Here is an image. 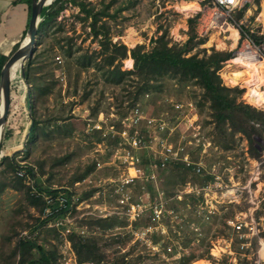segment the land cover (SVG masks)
<instances>
[{"label":"rangeland","instance_id":"obj_1","mask_svg":"<svg viewBox=\"0 0 264 264\" xmlns=\"http://www.w3.org/2000/svg\"><path fill=\"white\" fill-rule=\"evenodd\" d=\"M243 1L245 4L234 16L244 31L234 45L232 38L227 39L218 32L201 34L200 18L207 16L212 0L68 1L56 19L39 30L33 54L19 70L24 76V68L29 65L28 79L24 77L28 106L25 108L16 98L12 100L9 123L3 130L11 128L12 135L3 140L0 158L14 156L15 160L25 161L35 171L42 189L72 192L79 197L70 216L74 230L85 229L82 235L95 240L99 248L113 258L108 261L104 258L106 260L98 264L113 263L125 253H129L134 264H165L164 251L169 252V256L178 255V251L183 254L181 258H171L172 262L168 264H197L201 258L212 259L215 262L212 264H232L228 256L218 250L224 245L221 237L233 233L227 220L252 206L245 188L247 183L252 181L259 199L264 196V186L260 184V179H264V163L258 167L257 162L264 152L263 123L256 125L250 137L237 131L229 119L219 120L214 101L196 79L182 81L172 74H164L148 83L127 74L124 80L113 82L108 76L113 64L114 67L121 64L122 70H131L134 60L129 55L109 64L105 54L100 52L103 41L118 46L126 44L129 48L144 44L146 50H150L163 36L170 46L188 43L187 55L202 57L214 50L234 54L245 33L256 42L264 41V0ZM189 2L196 6L184 9L183 4ZM81 3L98 15L96 28L99 35L94 31L92 17H87ZM221 39L227 42L226 46L219 43ZM69 45L72 55L66 51ZM85 54L92 56V65L88 67L80 61ZM232 57L224 60L218 70L223 83L240 90L239 101L264 110V102L258 104L249 100V86L253 81L247 84L243 76L234 77L232 70L236 68L229 63ZM235 67L237 71L240 69ZM140 83L148 84L147 92L138 90ZM261 87L264 89V85ZM136 106L147 116L155 117L157 123L166 117L176 126L180 124L170 139L185 146L191 164L183 160L164 164L163 148L157 142L150 150H135L125 142L121 130ZM185 122L194 127H184ZM137 129L133 127L129 131ZM139 129L152 132L146 121L140 123ZM154 134L168 136L158 128ZM253 146L259 155L252 154ZM129 149L140 156L139 166L149 176V180L138 178L131 190L135 198L149 201L156 196L164 202V217L159 221L145 214L130 226V217L117 208L119 196L115 194L114 182L128 171L125 153ZM199 161L205 166L200 173L196 169ZM151 171H154V177ZM216 174L221 176L224 187L210 190L207 201L214 202L219 211L203 220L197 212L198 205L204 202L203 196L192 193L179 198L176 194L188 182L202 186L213 181ZM257 175L260 178L255 180ZM16 176L17 173L9 170L6 164L0 166V180L6 184L0 193V264L13 250H16L14 264H19V246L21 239H26L22 236L24 231L34 234L33 240L48 246L53 244L58 264H75L74 246L75 253L65 245L68 234L64 236L62 228L44 223L43 206L31 203L28 189L16 185ZM236 186L240 187L235 194L238 196H232ZM260 204L258 216L264 224V201ZM113 220H117L116 224L106 227V222ZM151 223L155 226L147 237L157 245L153 254L149 249L151 244L140 239L142 244L136 239V232L140 231L137 225ZM260 226L263 237L264 227ZM234 238V248L238 250L239 240ZM215 243L218 247L213 252L220 257L211 253ZM169 244L172 251L167 249ZM259 246L258 241L250 252L257 253ZM188 258L191 259L188 261ZM239 264H253V260L242 255Z\"/></svg>","mask_w":264,"mask_h":264},{"label":"built area","instance_id":"obj_2","mask_svg":"<svg viewBox=\"0 0 264 264\" xmlns=\"http://www.w3.org/2000/svg\"><path fill=\"white\" fill-rule=\"evenodd\" d=\"M54 0H52L49 4H51ZM48 4V5H49ZM243 0H212V6L207 9V16L204 18H200L199 24L202 27V33H208L209 31L218 32L223 37L230 39V30L231 27H235L239 32V39H241L242 32L244 31L241 24L238 23L234 14L236 10L241 8L244 5ZM198 13V10H196ZM228 35H224L227 34ZM238 39V41H239ZM255 59H259L264 61V41L256 42L250 34L245 33V37L242 39L241 46L234 52L233 57L229 60V63L234 66L241 64L245 60L254 61ZM241 82V80H240ZM239 83V80L237 81ZM142 121H146L147 127L152 129L151 133L140 131L139 126ZM124 125L121 130V135L125 139V142L129 144V146L135 150L146 149L150 150L153 148L154 143H158L160 148H163L162 151V160L163 163L183 160L187 164H191V160L189 159V152L185 150V146L181 143L177 144L174 140L170 139L174 132L178 129L179 125H175L168 118H161L157 123V119L152 116H147L144 111L136 106L131 110V116L127 117L124 121ZM259 125V124H258ZM137 127V130H130L129 128ZM184 127L190 129L194 127L193 124L185 122ZM156 128L162 129L168 133V136H161L159 134H154ZM187 128H184V132L187 133ZM29 136V135H28ZM27 136V140H28ZM263 149H264V138H263ZM261 156V155H260ZM258 157V159L260 158ZM141 159L140 156L131 151V149L126 150L125 153V162L127 163L128 171L123 174L116 183L115 194L117 193L119 196V206L117 208H121L119 210L121 213L127 214L130 219V226L133 221L139 219L142 215L149 214L154 220L159 221L164 217V202L160 198L156 196L149 200L144 201L142 198H135L134 193L131 188H134L138 178L147 179L149 176L146 174V171L143 167L139 166ZM258 162V167L264 163V152L263 158ZM17 170L16 173L19 177L23 178L25 183L33 188V192L36 195H42L44 200L43 207V215L44 223H51V225L56 226L57 228H62V234L68 237L65 240V245L71 249L73 245L72 239L69 237L72 233L84 234L85 229L82 228L80 231H75L72 226L71 221V213L74 207L77 206L79 197L76 196L72 192L66 191H57V192H48L42 191L40 192V186L37 183L35 171L26 165L25 161L16 158ZM197 171L200 173L205 167L202 164V161L196 162ZM214 168H212L213 170ZM152 177H154V171ZM212 173V171H209ZM259 174V173H257ZM234 178V177H233ZM260 176L257 175L255 180L259 179ZM221 176L216 174L213 181L207 182L205 184L198 185L188 182L186 186L180 190L176 196L181 198L183 194H196L199 196H203L204 202L198 205L197 212L203 220L210 218L212 215L216 213L218 210L217 205L214 202L209 203L207 201V195L210 190L219 189L223 186L221 181ZM252 179V178H250ZM149 180V179H147ZM260 184L264 186V179H260ZM234 185V184H233ZM224 187V186H223ZM247 192L251 197V204L246 211L240 212L233 218L227 220V225H230L233 233L228 236H222L221 239L224 240V245L221 246V250H218L219 253H225L228 258L231 260L232 264H239L240 257L244 255L248 259L253 260V264H264V259L259 254H256L253 250L254 245L253 241L257 240L261 243L264 242V236H261V226L262 217L258 216V210L261 208V204L264 201V196L261 199L255 194L252 186V181L250 180L245 186ZM52 190H57L53 189ZM240 190L239 186H236L234 191L231 193L232 196L235 195L236 192ZM163 195V192H161ZM116 194V195H117ZM255 196V197H254ZM233 201V200H232ZM124 207V208H123ZM125 209V211H123ZM173 212V211H171ZM140 227V231L136 232V239L143 244L141 240H145V242L151 244L149 245V249L153 251L157 248V245L152 244V242L148 239L147 235L152 232L154 223L147 225H137ZM248 229V230H247ZM239 240V249L234 248L235 238ZM22 236L23 238H34V234H29L27 231H24ZM252 245V246H251ZM218 245L215 243L212 248L211 253L215 254L213 251L216 249ZM168 251H172L171 245L168 246ZM73 250V248H72ZM74 252V250H73ZM72 252V254H73ZM258 252V251H257ZM75 253V252H74ZM178 255L169 256V252H163V258L165 259V264L171 263V258H181L183 254L178 251ZM132 255V254H130ZM168 255V256H167ZM127 256L126 258H128ZM73 260L75 264H82L77 259L76 254H73ZM218 260V259H217ZM214 262V261H213ZM215 263V262H214ZM88 264H98L97 262H89ZM221 264V263H216Z\"/></svg>","mask_w":264,"mask_h":264},{"label":"trees","instance_id":"obj_3","mask_svg":"<svg viewBox=\"0 0 264 264\" xmlns=\"http://www.w3.org/2000/svg\"><path fill=\"white\" fill-rule=\"evenodd\" d=\"M32 2V0H30ZM68 1H73L75 3L76 0H54L51 4L45 6L43 8L42 16L44 17V21L40 27L47 25L54 21L56 17L59 15L61 10L65 8ZM82 10H84L87 14V17H92L93 28L97 35H99V30L96 28V25L99 21V17L93 10H88L84 3H81ZM192 22V19L190 20ZM256 38V37H255ZM192 40L193 37H190ZM20 44L17 45L16 48L19 47ZM189 50L188 43L186 44H173L169 45L168 42L164 39V37H160L156 45L153 46L150 50H146L144 44L136 45L133 48H129L126 44H121L118 46L116 43L112 44L111 42L103 41L102 42V50L101 54H105V58L108 60L109 64H113L116 58H127L129 55L134 60V68L131 70H122L121 64L113 67L115 70L108 71V76L112 81L124 80L128 75H135L140 82H148L151 79L158 80L164 74H172L177 76L182 81H190L192 79H196L198 83H200L206 90V93L210 96L211 100L214 101V105L218 110L217 116L219 120L229 119L237 129V131L243 132L245 134L250 135L254 132L256 125L262 124L264 126V110H258L256 107L249 103H245L238 100V90L237 88H230L223 83L222 78L220 77L218 70L222 65V62L230 57H232V51H213L211 54L204 55L202 57L193 54L187 55ZM70 55L73 54L72 46L69 45L66 49ZM83 60H80L81 63L84 64L85 67L92 65L90 59L91 55H83L81 56ZM130 65L132 64L131 58H129ZM31 64V60H30ZM29 66V65H28ZM27 66V67H28ZM25 67V65H24ZM27 67L24 68V76L22 73H18L15 78L11 81V92L14 98L20 103L24 92L27 90L26 82L24 81V77L28 75ZM149 86L148 84H141L138 90L146 91ZM13 89V90H12ZM40 89H44L41 88ZM147 92V91H146ZM31 97V94H30ZM33 121V118H32ZM9 123V116L7 118L6 125ZM35 124L32 125V127ZM257 128V127H256ZM11 128L6 129L3 132V139L0 144V151L2 149L3 140L8 139L12 133ZM262 132V131H261ZM259 151L256 147L253 146V155H259ZM6 164L9 167V170L16 172L17 164L15 157L4 156L0 158V166ZM17 177V176H16ZM18 180L16 185H20L23 188L28 189V196L31 203H40L44 207V200L40 193V195H36L33 192V188L25 183L24 179L21 177H17ZM195 180V179H193ZM6 188V184L4 181L0 180V193H2ZM40 188V192L48 191V192H57L59 190L52 189H42ZM67 192V191H66ZM117 220H113V222H106V227L114 226ZM45 222V221H44ZM70 238L73 241V246L75 252L77 254V258L79 262L82 264H88L89 262H100L102 260L108 261V259H113L108 257L107 254L104 253V250H101L97 245L95 240H91L90 238L82 235L72 233ZM258 241L254 240L253 245L257 246ZM51 246V247H50ZM48 246L46 243L38 242L33 239H21L20 244V252H21V260L19 264H58L57 263V252L52 248L53 244ZM9 256L5 255V259L3 264H14L16 257V250H13ZM18 251V248H17ZM117 252V251H116ZM129 253H125L115 259L116 261L113 263L106 264H134L133 261L128 257ZM8 256V257H7ZM106 258V259H104ZM191 258H188V261ZM208 262L209 258H201L198 260L197 264H200L202 261Z\"/></svg>","mask_w":264,"mask_h":264},{"label":"crops","instance_id":"obj_4","mask_svg":"<svg viewBox=\"0 0 264 264\" xmlns=\"http://www.w3.org/2000/svg\"><path fill=\"white\" fill-rule=\"evenodd\" d=\"M32 3L33 0L32 2L30 0H0V73L5 62L17 49V45L21 44L28 34ZM22 99L20 104L27 108V90L24 92ZM218 211L219 208L216 213ZM263 246L264 242H260V248L256 253L262 259H264V255H261Z\"/></svg>","mask_w":264,"mask_h":264},{"label":"water","instance_id":"obj_5","mask_svg":"<svg viewBox=\"0 0 264 264\" xmlns=\"http://www.w3.org/2000/svg\"><path fill=\"white\" fill-rule=\"evenodd\" d=\"M47 0H33L32 14L28 27V34L20 46L12 53L1 69L0 73V105L3 102V108L0 109V143L3 130L7 122L8 114L12 104L11 81L15 77L12 68L15 63L22 61V67L26 60L33 54L36 46V39L40 27L44 21L42 16L43 8L49 3Z\"/></svg>","mask_w":264,"mask_h":264},{"label":"bare ground","instance_id":"obj_6","mask_svg":"<svg viewBox=\"0 0 264 264\" xmlns=\"http://www.w3.org/2000/svg\"><path fill=\"white\" fill-rule=\"evenodd\" d=\"M51 1L52 0H47L46 2L50 3ZM195 6L196 4L191 3V2L183 4L184 9H193ZM229 38H232L233 45L237 43L239 39V32L235 27H231ZM219 43H221V45L223 46L227 45V42L224 39H221ZM236 66H239L240 69H238L237 71V67L235 66L233 67V68H236V70H232L234 71L233 74L235 78L237 77L239 78L243 76L247 84H251V82L253 81L252 83L253 86L250 85L249 86L250 90L248 91L249 100L250 99L253 100V101L250 100V102L262 104L264 102V89L261 87V85H264V61L259 60V59H255L254 61L245 60L244 62ZM21 68H22V61H18L17 63L13 65L12 73H14L15 77L18 73H20L19 70ZM241 68H244V69H241ZM2 108H3V102L0 105V109ZM261 255L262 256L264 255V246L261 250ZM212 263H214L212 262V259H209L208 262H205L203 260L200 264H212Z\"/></svg>","mask_w":264,"mask_h":264}]
</instances>
